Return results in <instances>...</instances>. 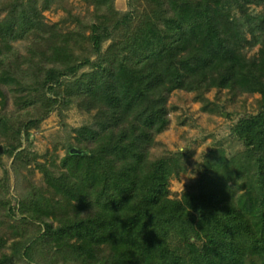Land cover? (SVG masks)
<instances>
[{
    "label": "trees",
    "instance_id": "obj_1",
    "mask_svg": "<svg viewBox=\"0 0 264 264\" xmlns=\"http://www.w3.org/2000/svg\"><path fill=\"white\" fill-rule=\"evenodd\" d=\"M53 1L0 0V264H264V0H129L125 12L88 0L93 21L72 16V29L45 21ZM211 89L259 95L230 127L243 148L212 149L171 197L186 156L150 151L169 96L193 92L206 109ZM71 106L90 121L58 163L38 161L22 147L29 130ZM2 155L17 178L31 163L43 177L17 209Z\"/></svg>",
    "mask_w": 264,
    "mask_h": 264
},
{
    "label": "rangeland",
    "instance_id": "obj_2",
    "mask_svg": "<svg viewBox=\"0 0 264 264\" xmlns=\"http://www.w3.org/2000/svg\"><path fill=\"white\" fill-rule=\"evenodd\" d=\"M128 2L129 0H113L114 8L123 12L128 11L130 9ZM41 5L42 0H39L38 7L40 8ZM255 9L261 11L263 8L259 6ZM93 12L94 7L88 0H54L47 10H42V15L50 24L57 22L64 29H72L77 23L72 16H78L82 22L90 24L93 21ZM3 15L4 12H0V17ZM246 37L249 39L250 35L247 34ZM28 44V40L18 39L13 42V47L17 49L19 55H25ZM258 47L259 44L252 47L246 45L247 56L256 53ZM7 95L6 111H10L14 109V94L7 92ZM258 97V94L233 96L228 90L211 89L205 94L208 100L205 105L208 109L206 110L203 109L204 103L198 101L193 92L179 90L170 94L167 102L170 121L156 136L150 151L151 156H156L184 150L186 156L183 162L184 168L170 178L171 197H179L186 186L200 178V172L205 169V157L212 149H223L226 155L231 156L243 148L230 127L239 116L256 111L255 98ZM216 105H222L223 108L210 111L216 109ZM90 119V115L74 106L63 110L62 113L55 110L45 117L38 127L29 130L22 147H27L28 152L37 154V160L40 162L58 163L66 153L67 143L73 141V128L89 122ZM0 146L2 147V144ZM1 160L10 173V189L7 196L11 199V205L17 209V197L21 196L23 191L21 188L27 184L28 179L35 184H43V177L31 163L26 169L21 170V178H17L12 168L13 157L2 155ZM29 169H31L30 173ZM2 175L3 168L0 166V178ZM6 234L8 235V232ZM16 264H26V262L19 260Z\"/></svg>",
    "mask_w": 264,
    "mask_h": 264
},
{
    "label": "water",
    "instance_id": "obj_3",
    "mask_svg": "<svg viewBox=\"0 0 264 264\" xmlns=\"http://www.w3.org/2000/svg\"><path fill=\"white\" fill-rule=\"evenodd\" d=\"M0 152H2V147L0 146ZM78 152V150L77 149H75V148H71L70 149V153H77Z\"/></svg>",
    "mask_w": 264,
    "mask_h": 264
},
{
    "label": "clouds",
    "instance_id": "obj_4",
    "mask_svg": "<svg viewBox=\"0 0 264 264\" xmlns=\"http://www.w3.org/2000/svg\"><path fill=\"white\" fill-rule=\"evenodd\" d=\"M184 150H182V152H183ZM183 189H184V184H183Z\"/></svg>",
    "mask_w": 264,
    "mask_h": 264
}]
</instances>
